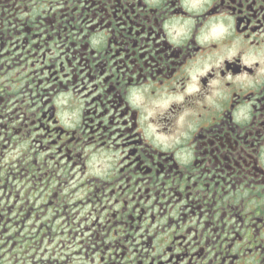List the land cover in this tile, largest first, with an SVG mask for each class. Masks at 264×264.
<instances>
[{
	"label": "flooded vegetation",
	"instance_id": "af4514ba",
	"mask_svg": "<svg viewBox=\"0 0 264 264\" xmlns=\"http://www.w3.org/2000/svg\"><path fill=\"white\" fill-rule=\"evenodd\" d=\"M22 174L83 264H264V0H0Z\"/></svg>",
	"mask_w": 264,
	"mask_h": 264
},
{
	"label": "rangeland",
	"instance_id": "374dc122",
	"mask_svg": "<svg viewBox=\"0 0 264 264\" xmlns=\"http://www.w3.org/2000/svg\"><path fill=\"white\" fill-rule=\"evenodd\" d=\"M16 153L17 149L11 148L10 155L15 157ZM1 164L11 166L9 160ZM4 165L3 169H7ZM18 199L23 202L14 205ZM37 202V191L25 174L13 179L9 187L4 188V184L0 183V264H83L82 258L68 252L77 247V244L63 241L61 238L64 230L62 221L66 219L63 213L52 227V236L45 237L42 241L33 238L41 228V223H52L53 218H56L50 215V212L55 210L53 208L38 209L37 215L43 219L37 218L36 215L29 217V206L35 204L39 207L40 203ZM12 211H16V214L12 215ZM73 213L74 211H71V216ZM9 231L15 236L11 237ZM71 245V248L66 247Z\"/></svg>",
	"mask_w": 264,
	"mask_h": 264
}]
</instances>
